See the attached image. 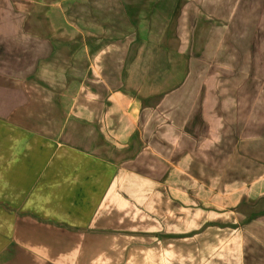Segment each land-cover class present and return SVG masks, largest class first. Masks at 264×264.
Listing matches in <instances>:
<instances>
[{
  "label": "crops",
  "instance_id": "0c3cea01",
  "mask_svg": "<svg viewBox=\"0 0 264 264\" xmlns=\"http://www.w3.org/2000/svg\"><path fill=\"white\" fill-rule=\"evenodd\" d=\"M66 1L38 3V31L49 30L53 15L57 37L72 31L74 60L104 85L105 104L93 116L44 120V150L57 148L44 151V202L26 213L29 225L25 218L26 227L0 239V264H264V121L249 123L252 109L239 119L245 89L234 87L226 104L218 89L209 97L204 87L225 79L226 62L264 60L250 51L264 47V0L201 2L200 18L187 14L178 33L169 16L155 20L160 0L146 7L145 0H70V20ZM28 6L32 0L0 3V48L17 46L18 31L43 41L18 19L31 16ZM241 73L234 67L229 78L240 81ZM116 79L157 81L146 96L161 97L152 110L168 112V155L129 154L145 143L135 136L144 109L139 95L112 88ZM254 112L264 120V109ZM128 156L167 163L146 167L149 176L146 164L123 165Z\"/></svg>",
  "mask_w": 264,
  "mask_h": 264
},
{
  "label": "rangeland",
  "instance_id": "374dc122",
  "mask_svg": "<svg viewBox=\"0 0 264 264\" xmlns=\"http://www.w3.org/2000/svg\"><path fill=\"white\" fill-rule=\"evenodd\" d=\"M29 1L17 0V3L21 2L28 5ZM69 1H66L65 4L69 15L68 20L72 18V5ZM151 1L145 0V7L150 6ZM39 2H44V0H32V6L27 7V11H31V16L27 18L19 16L18 19L25 29L28 26L31 27L30 29L34 30L33 33L38 34V38L43 41L30 40L26 37L28 32L18 31L17 46L0 48L1 242L9 239V234L13 230L18 231L22 227H26L24 225L26 219L27 225H29L30 220H33L26 213L28 211L37 212L36 209L40 208L36 207L39 206L40 202H44V151L50 153L57 151L55 144L48 145L50 148L44 150V139L39 138V136L44 137V120L53 121L57 118L63 119L64 116L67 119H72L74 113L78 115L80 111L85 110H87V113H84L85 116H93L95 109L103 107L102 105L105 104L104 94L108 92L101 81L87 78V74H85V72L88 73L87 64L75 62L73 47L68 44L72 38V31L65 29L66 31L62 32L64 36L57 37L60 32L52 30L57 25V16L53 15L49 18L51 22L46 26L49 30L38 31L44 25V15H42L44 10L38 4ZM93 2L99 4L100 2L103 3V0ZM159 2L160 15H155V20L161 19V23L158 24H164L169 16L171 22L168 23L171 25V30L178 33L183 30L184 17L187 14L192 12L194 18H200L201 2L206 3L207 0H160ZM0 3L1 6H5L8 4V0H1ZM96 3L93 5L95 6ZM131 3L130 0V6ZM169 8H173V10L170 9L168 14ZM150 18L152 19V17ZM19 27H21L20 24ZM40 35H43L44 38H40ZM56 37L59 40H56ZM250 51L252 54L261 53L264 56V47L250 49ZM80 59L83 60V58ZM234 67H239L240 72H242L240 81H232V78H229V73L231 74ZM202 68L203 65H201L200 73H202ZM221 71H224L225 79L217 82L211 79L205 81L204 87L208 90L209 97H212L211 92L218 89L219 95L224 98L226 104H231L230 98L226 94L234 87L242 89V91L245 89L244 91L248 96L252 91L255 93V97L251 95L250 98L248 96L237 98V103H241L238 109V117L241 119V117L249 115L248 110L252 109L251 115L254 119L248 120V122L262 123L264 120L254 111L264 109V60L261 63L256 61L252 64L242 63L240 65H232L226 62L222 65ZM121 81L118 79L110 81L112 88L124 90L125 94L128 95H139L140 107L144 109L141 112L142 121H140L141 126L138 127L139 132L137 131L135 136L141 133L145 143L133 144L129 148V154L132 156L135 155L133 153H139L140 150H155L168 155L170 148L168 112L153 111L152 109L159 104L161 97L148 98L146 96L150 95L151 86L153 83L155 85L157 81L126 80L122 81L123 84L120 85ZM91 91L95 92L96 95L90 94ZM238 93L243 92L238 90ZM94 96L96 97L93 98ZM167 103L168 101H164L163 107H161L167 108ZM89 104L93 106L91 114L88 112ZM95 106L97 107L95 108ZM10 120L16 122L10 124ZM235 129L241 132L244 128L238 126ZM118 162H121V159ZM122 162L123 165H131L133 162L146 164L144 166L146 170V167L153 166L154 163H167V161L152 160L147 156L144 161H131L128 156ZM146 174L148 175L150 172L147 170ZM49 178L52 179V176ZM55 194L54 192L49 193L50 196ZM41 209L44 210V208ZM35 220L38 224L42 221L41 218H35Z\"/></svg>",
  "mask_w": 264,
  "mask_h": 264
}]
</instances>
